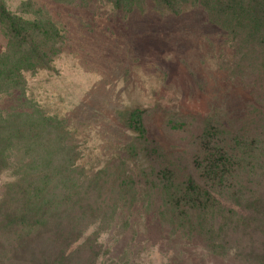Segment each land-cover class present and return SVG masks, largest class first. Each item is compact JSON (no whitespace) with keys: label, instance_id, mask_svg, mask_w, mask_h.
Masks as SVG:
<instances>
[{"label":"rangeland","instance_id":"rangeland-1","mask_svg":"<svg viewBox=\"0 0 264 264\" xmlns=\"http://www.w3.org/2000/svg\"><path fill=\"white\" fill-rule=\"evenodd\" d=\"M58 1L34 0L55 7L66 41L52 71L27 77L25 98L37 114L63 120L77 135L72 167L67 148L51 155V181L64 173L63 181H75L87 191L85 201L105 213L72 245L76 259L241 264L236 248L229 249L236 247L232 226L218 235L225 248L212 252L194 240L191 198L212 214L218 181H264V151L224 161L209 152L216 155L218 145L206 146L220 123H233L235 131L241 124L252 127L253 103L264 104V20L260 29L241 16L216 24L202 6L172 16L148 0L101 29L82 20L85 11L76 4ZM10 2L15 7L21 0ZM225 4L234 11L233 0ZM13 103L11 95H0L1 108ZM49 128L54 138L57 129L53 123ZM18 155L15 149L10 169L0 170V206L3 186L17 180ZM186 195L190 204L177 200ZM2 221L0 214V264H6ZM227 222L219 215L210 220L215 231Z\"/></svg>","mask_w":264,"mask_h":264},{"label":"trees","instance_id":"trees-1","mask_svg":"<svg viewBox=\"0 0 264 264\" xmlns=\"http://www.w3.org/2000/svg\"><path fill=\"white\" fill-rule=\"evenodd\" d=\"M147 1L60 0L58 3L64 6L76 4L85 11L81 18L88 26L106 29L108 24L123 21L127 14ZM152 1L157 11L165 15L179 16L191 5H196L204 7L216 24L230 23L241 16L254 29L263 27L264 0L250 5L233 0L234 11L227 10L225 0ZM33 3L34 0H21L20 5L14 7L10 0H0V95L14 97L9 109L0 107V170L10 169L6 164L10 162L11 154L15 149L19 153L16 157L17 180L3 186L0 206L7 247L5 262L103 264L96 259L81 262L72 250V245L89 225L95 223L100 214H105L103 208L86 202L87 191L82 192L75 181H63L66 179L64 173L58 174L59 181H51L55 179L51 155L67 148L72 167L78 152L77 135L72 134L73 129L63 120L37 114L35 107L26 105L27 77L39 71H52L66 41V32L54 17L55 7L35 6ZM261 60L264 69V57ZM238 104L244 106L242 102ZM253 104L250 112H255L252 127L245 128L241 124L235 131L233 123H220L222 129L206 144L214 142L218 145L216 155L211 153L213 149L209 150L212 156L230 161L240 155L247 158L248 152L264 151V104ZM50 123L57 129L54 138ZM217 186L215 213H208L202 202L191 198V235L194 240L212 252L225 248L218 235L225 226H232L236 247L229 249L236 248L239 262L264 264V181H218ZM187 196H180L177 200L188 203ZM181 213H187V207L181 209ZM207 215L211 218L208 219ZM218 215L228 222L219 227L220 231H215L210 220ZM59 243L62 244L57 246ZM97 255L98 252L94 258Z\"/></svg>","mask_w":264,"mask_h":264}]
</instances>
